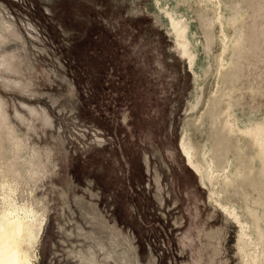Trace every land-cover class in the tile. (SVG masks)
Here are the masks:
<instances>
[{"label": "rangeland", "instance_id": "1", "mask_svg": "<svg viewBox=\"0 0 264 264\" xmlns=\"http://www.w3.org/2000/svg\"><path fill=\"white\" fill-rule=\"evenodd\" d=\"M161 1L187 19L193 68L156 0H0V212L44 216L33 264H264V233L245 261L180 149L183 132L199 161L213 146L232 175L213 180L220 201L248 220L258 201L264 221V137L223 122L227 100L264 117V0H221L240 9L222 25L212 5ZM236 26L246 43L217 73Z\"/></svg>", "mask_w": 264, "mask_h": 264}, {"label": "bare ground", "instance_id": "2", "mask_svg": "<svg viewBox=\"0 0 264 264\" xmlns=\"http://www.w3.org/2000/svg\"><path fill=\"white\" fill-rule=\"evenodd\" d=\"M199 1L204 2L207 6L208 5L213 6L215 10V15L211 20L209 19L211 21L210 23L212 24L215 20L219 21L221 25L225 21L229 24H235L237 19H239L240 9L238 7L236 8V10H234V12L231 15L226 16L222 10L221 0H199ZM156 3L159 5L160 8L166 9L167 13L171 12L173 20L175 21L176 24V32H177L176 35H178L177 36L178 39L183 42L185 54L189 58V66L190 68H193L195 64L194 50L193 48H191L192 47L191 39L186 33L187 19L185 20L182 16H180L177 12H175L170 4L162 2L161 0H156ZM235 4L237 5V3ZM243 31L241 30L240 27L236 26L234 29V33L229 36L225 33L224 29H221L220 39L222 42V46H221L222 51L226 52L230 46H233L232 47L233 50L231 57L229 58H227L225 55H222L221 57L219 56L220 61H219L217 73H219L221 69H223L222 67L224 65H227V62H230L229 64L230 67H233L234 56H236V54L239 53L240 50H242V48L246 43L245 42L246 37H244V35L243 37L245 39L242 37ZM230 80H228L231 82L230 84H228L229 89L236 87L234 84L236 80L234 81V78L233 81L232 78ZM216 83H218V81ZM197 104L198 101L195 103V105L194 104L193 105L196 106ZM237 111L238 110L236 106L233 104V101L227 100L224 108L225 118L223 119L225 126L228 127L226 128V130L228 129L230 130V132H235L237 129H239L244 131L251 138H259L260 135L264 137V117L259 119L254 114H251L248 118H245L243 116H240L239 112ZM212 147L209 145L208 142L204 144L203 147H201L202 149H200L201 151L200 153L202 160L199 161L196 159L195 148L187 132H183L180 139V149L187 160L186 164L188 165V167L190 166L189 168H192L200 176V180L202 184L205 185L209 184L210 198L216 201L223 208V210L238 224L240 228V237H238L240 238V248L246 261V259L249 257L250 252L258 251V248L260 246L258 243V237L259 234H262V232L264 233V230L262 228V224H264L263 214L260 213L258 211L257 206H255L258 204V201L253 203L254 206L246 205L245 208L246 213L251 216V220L246 219L244 217L245 215L237 211L235 206L230 204H224L220 201L219 192L217 189L214 188L215 185L213 186V180L219 178L220 174L224 176L226 179L231 178L232 175L230 176L228 174L227 164L224 165L223 168L220 170L216 169L213 159L211 157ZM229 163L230 161H228V164ZM241 172L242 170L239 171L238 173ZM260 173L264 175V169L261 170ZM238 175L240 176V174ZM8 189L10 192L15 191V189L12 188H8ZM12 202L13 201H11V203ZM11 203L9 202V205H7V207H4L3 211L0 212V264H33V257L30 253V250L35 247V244L39 239V236L41 234V231L43 229L46 220L44 216L39 215V213L34 208L29 209V207H26L24 204L16 205L14 202L12 204ZM262 237L260 238L262 239ZM250 246H253V248L251 249Z\"/></svg>", "mask_w": 264, "mask_h": 264}]
</instances>
